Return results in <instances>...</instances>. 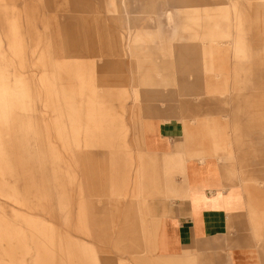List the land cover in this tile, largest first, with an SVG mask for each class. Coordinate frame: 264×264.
Listing matches in <instances>:
<instances>
[{
	"label": "rangeland",
	"instance_id": "obj_1",
	"mask_svg": "<svg viewBox=\"0 0 264 264\" xmlns=\"http://www.w3.org/2000/svg\"><path fill=\"white\" fill-rule=\"evenodd\" d=\"M170 119L181 152L146 150ZM198 156L246 200L181 252ZM0 264H264V0H0Z\"/></svg>",
	"mask_w": 264,
	"mask_h": 264
},
{
	"label": "crops",
	"instance_id": "obj_2",
	"mask_svg": "<svg viewBox=\"0 0 264 264\" xmlns=\"http://www.w3.org/2000/svg\"><path fill=\"white\" fill-rule=\"evenodd\" d=\"M156 124L155 133H148L146 135L144 132L146 150L158 155H164L165 151L181 152L180 144L184 135V124L177 119H170ZM191 159L193 158L185 162L186 174L182 180L190 188L189 191H186L181 194V197L179 196L169 203L163 212L166 213L164 218L170 219L169 229L174 233L177 247L181 252L187 250L188 246L198 244L199 241H204L215 235L228 233L230 227L233 225V221L242 212L246 200L244 191L240 189L239 185H229L226 168L217 158L206 157L202 159L199 156L194 158L192 162H195L196 166L192 163L190 173L186 166ZM207 162H210L220 172L221 179L219 184H222L221 187L213 184V178L209 175L204 176L205 178L203 176V178L199 177V173L197 172H200V165ZM201 187L204 188L208 198L217 200L216 206H213L211 203L208 206L209 204L207 203L200 204L196 200L193 201L191 191L202 190L203 188ZM220 188H224L222 196H229L230 190L236 188V197L232 196L229 199L221 197V200L216 199L215 196Z\"/></svg>",
	"mask_w": 264,
	"mask_h": 264
}]
</instances>
